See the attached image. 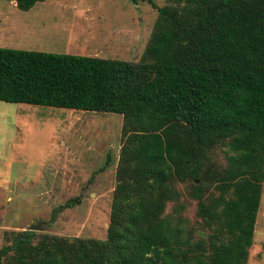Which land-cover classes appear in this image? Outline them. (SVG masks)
I'll list each match as a JSON object with an SVG mask.
<instances>
[{
	"label": "trees",
	"instance_id": "obj_1",
	"mask_svg": "<svg viewBox=\"0 0 264 264\" xmlns=\"http://www.w3.org/2000/svg\"><path fill=\"white\" fill-rule=\"evenodd\" d=\"M138 1L158 16L136 63L0 48V102L122 117L105 239L6 231L0 264H247L264 182V0Z\"/></svg>",
	"mask_w": 264,
	"mask_h": 264
},
{
	"label": "rangeland",
	"instance_id": "obj_2",
	"mask_svg": "<svg viewBox=\"0 0 264 264\" xmlns=\"http://www.w3.org/2000/svg\"><path fill=\"white\" fill-rule=\"evenodd\" d=\"M15 5L0 0V48L133 63L158 16L131 0H44L28 11ZM121 122L113 113L0 102V247L6 231L38 224V234L105 239ZM70 200L79 201L61 209ZM185 204L183 216L195 225V202ZM247 264H264V182Z\"/></svg>",
	"mask_w": 264,
	"mask_h": 264
},
{
	"label": "water",
	"instance_id": "obj_3",
	"mask_svg": "<svg viewBox=\"0 0 264 264\" xmlns=\"http://www.w3.org/2000/svg\"><path fill=\"white\" fill-rule=\"evenodd\" d=\"M39 229H40V224H38L36 226H32V227L29 228V230H31V231H37Z\"/></svg>",
	"mask_w": 264,
	"mask_h": 264
},
{
	"label": "crops",
	"instance_id": "obj_4",
	"mask_svg": "<svg viewBox=\"0 0 264 264\" xmlns=\"http://www.w3.org/2000/svg\"><path fill=\"white\" fill-rule=\"evenodd\" d=\"M250 249V248H249Z\"/></svg>",
	"mask_w": 264,
	"mask_h": 264
}]
</instances>
